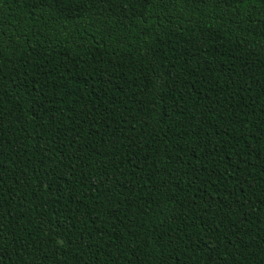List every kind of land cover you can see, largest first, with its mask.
Here are the masks:
<instances>
[{"label":"trees","instance_id":"obj_1","mask_svg":"<svg viewBox=\"0 0 264 264\" xmlns=\"http://www.w3.org/2000/svg\"><path fill=\"white\" fill-rule=\"evenodd\" d=\"M0 264H264V0H0Z\"/></svg>","mask_w":264,"mask_h":264}]
</instances>
